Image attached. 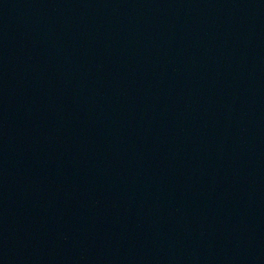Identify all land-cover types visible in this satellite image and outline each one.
<instances>
[{
    "label": "water",
    "instance_id": "95a60500",
    "mask_svg": "<svg viewBox=\"0 0 264 264\" xmlns=\"http://www.w3.org/2000/svg\"><path fill=\"white\" fill-rule=\"evenodd\" d=\"M0 264H264V0H0Z\"/></svg>",
    "mask_w": 264,
    "mask_h": 264
}]
</instances>
